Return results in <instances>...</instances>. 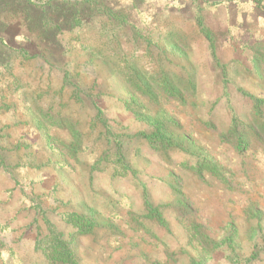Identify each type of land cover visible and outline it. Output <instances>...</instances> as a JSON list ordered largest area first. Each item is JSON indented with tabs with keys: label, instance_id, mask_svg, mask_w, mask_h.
<instances>
[{
	"label": "rangeland",
	"instance_id": "1",
	"mask_svg": "<svg viewBox=\"0 0 264 264\" xmlns=\"http://www.w3.org/2000/svg\"><path fill=\"white\" fill-rule=\"evenodd\" d=\"M50 239L264 264V0H0V264Z\"/></svg>",
	"mask_w": 264,
	"mask_h": 264
},
{
	"label": "trees",
	"instance_id": "2",
	"mask_svg": "<svg viewBox=\"0 0 264 264\" xmlns=\"http://www.w3.org/2000/svg\"><path fill=\"white\" fill-rule=\"evenodd\" d=\"M66 18H69L67 16ZM162 144H167L170 142L169 140L162 141ZM71 222H79V226L85 224L84 221L78 217H68ZM81 221V222H80ZM93 229L91 225H87L84 229L86 233L90 232ZM47 248H45L46 255L49 260L52 262H59L61 264H78V262L74 259L72 252L70 251L68 244L64 241L58 239H50L47 240Z\"/></svg>",
	"mask_w": 264,
	"mask_h": 264
}]
</instances>
